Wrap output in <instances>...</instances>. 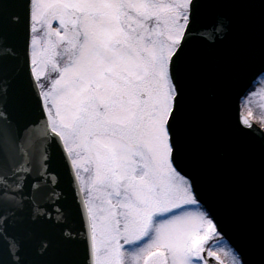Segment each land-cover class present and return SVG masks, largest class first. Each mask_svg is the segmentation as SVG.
<instances>
[{"label":"snow or ice","instance_id":"snow-or-ice-1","mask_svg":"<svg viewBox=\"0 0 264 264\" xmlns=\"http://www.w3.org/2000/svg\"><path fill=\"white\" fill-rule=\"evenodd\" d=\"M257 95L264 0H0V264H264Z\"/></svg>","mask_w":264,"mask_h":264},{"label":"rangeland","instance_id":"rangeland-1","mask_svg":"<svg viewBox=\"0 0 264 264\" xmlns=\"http://www.w3.org/2000/svg\"><path fill=\"white\" fill-rule=\"evenodd\" d=\"M244 108L246 114L248 111H251L253 116L256 115L255 117L258 121L264 119V95L252 97L250 103L245 104ZM222 258L225 259V264H231V257L222 256Z\"/></svg>","mask_w":264,"mask_h":264},{"label":"water","instance_id":"water-1","mask_svg":"<svg viewBox=\"0 0 264 264\" xmlns=\"http://www.w3.org/2000/svg\"><path fill=\"white\" fill-rule=\"evenodd\" d=\"M241 104V99L238 97H233L232 100V111H233V116H235L236 111L238 110V106ZM255 123V122H254Z\"/></svg>","mask_w":264,"mask_h":264},{"label":"trees","instance_id":"trees-1","mask_svg":"<svg viewBox=\"0 0 264 264\" xmlns=\"http://www.w3.org/2000/svg\"><path fill=\"white\" fill-rule=\"evenodd\" d=\"M255 116H256V115H255ZM255 116H253L252 119H254V120L258 123L259 121L256 119Z\"/></svg>","mask_w":264,"mask_h":264}]
</instances>
